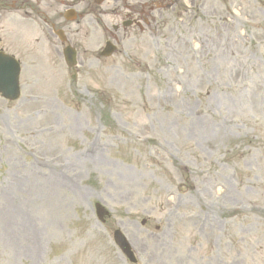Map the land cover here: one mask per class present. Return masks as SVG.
<instances>
[{
    "label": "rangeland",
    "instance_id": "obj_1",
    "mask_svg": "<svg viewBox=\"0 0 264 264\" xmlns=\"http://www.w3.org/2000/svg\"><path fill=\"white\" fill-rule=\"evenodd\" d=\"M77 12L76 80L44 15L0 32L23 64L0 96V264H131L116 230L137 264H264V0H180L142 33Z\"/></svg>",
    "mask_w": 264,
    "mask_h": 264
},
{
    "label": "flooded vegetation",
    "instance_id": "obj_2",
    "mask_svg": "<svg viewBox=\"0 0 264 264\" xmlns=\"http://www.w3.org/2000/svg\"><path fill=\"white\" fill-rule=\"evenodd\" d=\"M176 9L177 6L173 0H106L104 5L101 6L96 4V0H0V32L4 31L3 25L7 24L6 21L8 23L18 22L23 24L24 22L17 17V14L23 12L25 14L44 15L43 22L46 26H49L53 31L64 29L68 40H71L74 30L71 23L64 20L63 13L53 11L49 15L47 10H125L126 14L120 20L123 30L135 28V30L143 32L141 22H144L147 26L151 23L155 24L157 10ZM4 16L6 17L3 18ZM35 22L36 19L33 18L28 23ZM126 24L129 27L126 28ZM115 31H119L118 26L115 27ZM39 40L38 38V42H40ZM114 41L118 43L119 39L114 37Z\"/></svg>",
    "mask_w": 264,
    "mask_h": 264
},
{
    "label": "water",
    "instance_id": "obj_3",
    "mask_svg": "<svg viewBox=\"0 0 264 264\" xmlns=\"http://www.w3.org/2000/svg\"><path fill=\"white\" fill-rule=\"evenodd\" d=\"M114 52V47L108 44L106 51L103 53L104 56H110ZM66 62L70 67L76 66V52L71 48H67L64 51ZM20 79V66L19 64L10 57L0 53V93L8 100L15 101L20 97L19 88ZM98 217L104 220L105 216H108V212L99 204L96 205ZM115 241L124 251V253L135 262V259L130 251V247L120 231L115 233Z\"/></svg>",
    "mask_w": 264,
    "mask_h": 264
}]
</instances>
